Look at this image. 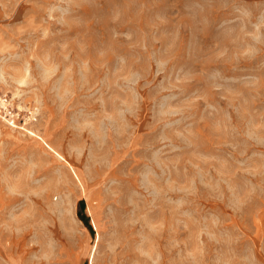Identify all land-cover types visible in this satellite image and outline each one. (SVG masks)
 Instances as JSON below:
<instances>
[{
  "label": "rangeland",
  "instance_id": "1",
  "mask_svg": "<svg viewBox=\"0 0 264 264\" xmlns=\"http://www.w3.org/2000/svg\"><path fill=\"white\" fill-rule=\"evenodd\" d=\"M0 264H264V0H0Z\"/></svg>",
  "mask_w": 264,
  "mask_h": 264
},
{
  "label": "bare ground",
  "instance_id": "2",
  "mask_svg": "<svg viewBox=\"0 0 264 264\" xmlns=\"http://www.w3.org/2000/svg\"><path fill=\"white\" fill-rule=\"evenodd\" d=\"M96 246V245H95ZM95 246H94V248H93V252H91V254H90V260L92 261V259H93V257H94V251H95Z\"/></svg>",
  "mask_w": 264,
  "mask_h": 264
}]
</instances>
